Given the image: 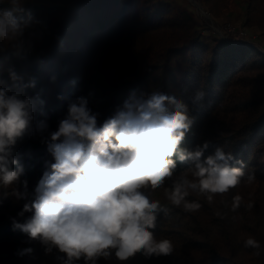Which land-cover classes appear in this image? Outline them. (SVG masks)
<instances>
[{"label": "trees", "instance_id": "1", "mask_svg": "<svg viewBox=\"0 0 264 264\" xmlns=\"http://www.w3.org/2000/svg\"><path fill=\"white\" fill-rule=\"evenodd\" d=\"M243 27L258 26L264 34V0H242ZM31 12L33 23L25 29L30 41L23 56L9 48L0 51V87L12 84V68L22 82L35 81L21 96L40 101L29 132L18 140L14 155L24 168L20 180L5 189L0 186V264H64L67 259L55 247L31 241L13 229V220L24 223L32 213L19 216L25 203L35 198V188L55 160L43 139L58 128L77 97H85L88 107L99 113L98 126L123 108L124 101L145 98L154 91L174 96L185 104L193 120L182 147L194 151L209 141L204 156L216 147L231 152L233 167L243 160L245 177L241 184L212 203L192 194L199 211L186 213L173 208L168 217L160 213L155 236L172 241L170 256L146 259L140 253L121 262L114 252L96 264H264V52L250 42L233 43L215 37L201 41L196 32L198 19L187 9L168 1L154 0H19ZM237 0H204L215 12H227ZM0 6H8L3 0ZM26 17V14H25ZM252 31H250V34ZM198 93L203 96L197 100ZM11 95V92L9 93ZM174 111L175 106L169 105ZM48 124L44 133L36 131L39 121ZM191 162L177 164L173 179L186 172ZM15 167V166H13ZM254 174L249 183L247 177ZM189 178L191 176L189 174ZM27 181V187H24ZM172 180L165 181L170 188ZM13 189L24 193L21 199ZM243 197L232 210V198ZM152 198L172 207L157 189ZM252 208H247L248 203ZM253 238L259 248L245 247ZM31 247V254L17 255ZM73 264H85L83 258ZM88 264H92L91 261Z\"/></svg>", "mask_w": 264, "mask_h": 264}, {"label": "clouds", "instance_id": "2", "mask_svg": "<svg viewBox=\"0 0 264 264\" xmlns=\"http://www.w3.org/2000/svg\"><path fill=\"white\" fill-rule=\"evenodd\" d=\"M32 23L31 12L19 0H8V6H0V51L11 48L22 57L26 45L30 47V41L24 38L25 29ZM8 76L12 84L0 87V186L5 189L15 185L24 173L13 149L29 132L37 105L42 103L39 96L21 98L27 88L35 87L34 80L24 84L12 68ZM202 96L198 93L196 99ZM169 105L175 110L170 111ZM98 115L83 96L69 104L58 128L42 141L55 162L47 164L34 200L25 203L18 214L32 215L24 223L13 220V229L45 246V252L55 247L64 253V264L81 258L85 264H96L113 252L121 262L137 253L146 259L170 256L175 251L172 241L155 236L158 215L168 217L173 208L186 213L199 211L202 204L189 200L190 195L212 203L217 195L223 197L237 188L245 177L243 160L236 161L240 167L231 166L235 158L222 147L206 157L209 141L197 145L194 151L182 147L193 120L187 106L174 96L154 91L146 98L126 100L102 126L97 124ZM47 130L45 121L36 124L37 132ZM189 161L186 172L173 179L178 162ZM254 179V174L247 177L249 183ZM166 180H172L170 188L165 187ZM23 183L26 188L27 181ZM161 188L171 208L152 198V193ZM12 194L17 199L25 195L15 189ZM242 201V196L235 195L232 210ZM252 207L249 202L247 208ZM244 246L260 245L248 238ZM32 251L31 247L23 248L17 255Z\"/></svg>", "mask_w": 264, "mask_h": 264}, {"label": "rangeland", "instance_id": "3", "mask_svg": "<svg viewBox=\"0 0 264 264\" xmlns=\"http://www.w3.org/2000/svg\"><path fill=\"white\" fill-rule=\"evenodd\" d=\"M154 1H160V0H154ZM163 1H168L179 9L189 10L192 13V15H194L198 19V21H201V19L205 20V22H203L204 24L202 23L201 25L198 24V26L196 27V32L199 35L201 41L211 43L212 40L218 36L223 39H227L233 43H237L239 41L245 42L247 41V39H249L248 41H250V43L256 46L258 45L261 46L262 44L264 45V41L260 38V36L262 37V34L258 32L255 26L248 28V30L246 29V31H248L249 33L250 31L253 32L252 38L251 36L246 37L244 39L240 37L237 38V36H232L230 33L224 30V26L227 25L228 23H232L238 28L243 27L244 16L241 23H239V20L235 16L236 9L244 10L245 8V4L242 0H237V3L233 4L232 7L227 12H221V13L215 12V10H212L211 8H206V6H204L205 5L204 0H163ZM216 24L221 25L222 27L221 33H218L217 31L215 32L213 26H215Z\"/></svg>", "mask_w": 264, "mask_h": 264}, {"label": "built area", "instance_id": "4", "mask_svg": "<svg viewBox=\"0 0 264 264\" xmlns=\"http://www.w3.org/2000/svg\"><path fill=\"white\" fill-rule=\"evenodd\" d=\"M214 27V29H215V32L217 31L218 33H221V31H222V27H221V25L220 24H216L215 26H213ZM217 29V30H216ZM224 30L226 31V32H228V33H230L232 36H237V38L238 37H240V38H246V37H249V35H250V33L248 32V31H246V29L245 28H242V27H236L235 25H233L232 23H228L227 25H225L224 26ZM251 38H252V36H251ZM250 38V39H251ZM249 39H247V41H248ZM248 42H250V41H248ZM258 45V44H257ZM263 45V44H262ZM260 46V45H258V48L262 51V52H264V45L263 46Z\"/></svg>", "mask_w": 264, "mask_h": 264}, {"label": "crops", "instance_id": "5", "mask_svg": "<svg viewBox=\"0 0 264 264\" xmlns=\"http://www.w3.org/2000/svg\"><path fill=\"white\" fill-rule=\"evenodd\" d=\"M235 14H236V15H235L236 18L239 20V23H241V21H242V19H243V16H244V10L236 9ZM255 27L257 28L258 32H259L260 34H262V37L260 36V38L264 41L263 30H262L260 27H258V26H255ZM256 33H257V32H256ZM259 33H258V34H259ZM252 34H253V32H252L249 36H253Z\"/></svg>", "mask_w": 264, "mask_h": 264}]
</instances>
